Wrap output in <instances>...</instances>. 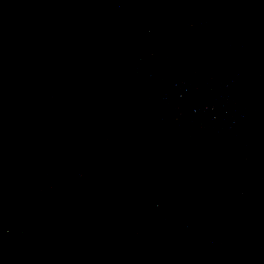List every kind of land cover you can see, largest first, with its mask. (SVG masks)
Returning <instances> with one entry per match:
<instances>
[{"label": "water", "instance_id": "water-1", "mask_svg": "<svg viewBox=\"0 0 264 264\" xmlns=\"http://www.w3.org/2000/svg\"><path fill=\"white\" fill-rule=\"evenodd\" d=\"M0 264H264V0H0Z\"/></svg>", "mask_w": 264, "mask_h": 264}]
</instances>
